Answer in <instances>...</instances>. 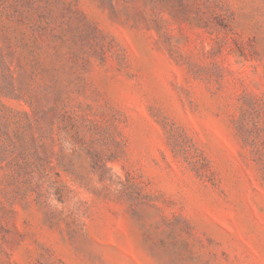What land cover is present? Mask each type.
<instances>
[{"label":"rangeland","instance_id":"rangeland-1","mask_svg":"<svg viewBox=\"0 0 264 264\" xmlns=\"http://www.w3.org/2000/svg\"><path fill=\"white\" fill-rule=\"evenodd\" d=\"M0 264H264V0H0Z\"/></svg>","mask_w":264,"mask_h":264}]
</instances>
